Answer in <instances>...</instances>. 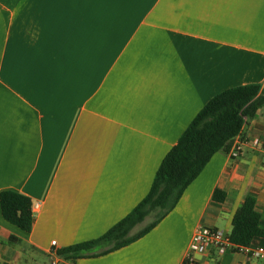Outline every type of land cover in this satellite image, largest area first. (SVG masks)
Listing matches in <instances>:
<instances>
[{
    "label": "crops",
    "instance_id": "1",
    "mask_svg": "<svg viewBox=\"0 0 264 264\" xmlns=\"http://www.w3.org/2000/svg\"><path fill=\"white\" fill-rule=\"evenodd\" d=\"M251 84L264 88V0H0V195L40 204L26 233L0 202V264H50L53 251L105 235L148 196L206 104ZM255 141L264 143V109L150 233L66 264H264L244 250L189 254L200 226L230 235L247 196L264 229Z\"/></svg>",
    "mask_w": 264,
    "mask_h": 264
},
{
    "label": "trees",
    "instance_id": "2",
    "mask_svg": "<svg viewBox=\"0 0 264 264\" xmlns=\"http://www.w3.org/2000/svg\"><path fill=\"white\" fill-rule=\"evenodd\" d=\"M264 109V88L251 84L228 89L215 96L193 120L178 143L164 158L148 196L126 218L102 237L60 250L67 259L91 258L109 254L140 240L150 233L180 202L187 188L201 175L211 159L227 148L242 131L246 120ZM213 199L223 202L226 194L214 192ZM4 220L29 233L33 229V202L15 191L0 195ZM154 221L132 234L148 216ZM257 237H264L257 200L247 196L232 221V251L247 248ZM189 264V262H185Z\"/></svg>",
    "mask_w": 264,
    "mask_h": 264
},
{
    "label": "built area",
    "instance_id": "3",
    "mask_svg": "<svg viewBox=\"0 0 264 264\" xmlns=\"http://www.w3.org/2000/svg\"><path fill=\"white\" fill-rule=\"evenodd\" d=\"M243 144L239 143L230 152L231 157L238 158L243 153ZM254 147H258L264 157V143L255 141L253 143ZM40 204L33 203L32 212L35 213L39 210ZM56 242H53V246ZM232 243L230 240V235L227 234L223 229L210 228L205 226H200L196 229L190 246V255L193 253L208 252L211 250L218 251L219 254H225L228 251H232ZM240 250L247 251L250 258H255L258 260H264V248H241ZM53 257L50 264H66V259L64 256L59 254V251H53Z\"/></svg>",
    "mask_w": 264,
    "mask_h": 264
},
{
    "label": "rangeland",
    "instance_id": "4",
    "mask_svg": "<svg viewBox=\"0 0 264 264\" xmlns=\"http://www.w3.org/2000/svg\"><path fill=\"white\" fill-rule=\"evenodd\" d=\"M151 217H152L151 220H154V218H155V213H152V214H151ZM149 221H150V218L147 219V222H149Z\"/></svg>",
    "mask_w": 264,
    "mask_h": 264
},
{
    "label": "snow or ice",
    "instance_id": "5",
    "mask_svg": "<svg viewBox=\"0 0 264 264\" xmlns=\"http://www.w3.org/2000/svg\"><path fill=\"white\" fill-rule=\"evenodd\" d=\"M94 2H107V0H94Z\"/></svg>",
    "mask_w": 264,
    "mask_h": 264
}]
</instances>
